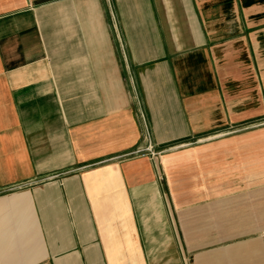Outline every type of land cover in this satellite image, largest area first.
<instances>
[{
    "label": "crops",
    "instance_id": "1",
    "mask_svg": "<svg viewBox=\"0 0 264 264\" xmlns=\"http://www.w3.org/2000/svg\"><path fill=\"white\" fill-rule=\"evenodd\" d=\"M0 264H264V0H0Z\"/></svg>",
    "mask_w": 264,
    "mask_h": 264
}]
</instances>
